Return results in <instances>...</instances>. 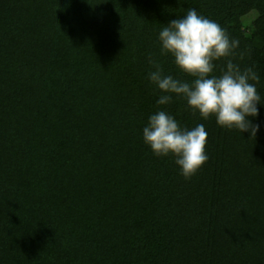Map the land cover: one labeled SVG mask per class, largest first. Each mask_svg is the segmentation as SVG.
I'll list each match as a JSON object with an SVG mask.
<instances>
[{
  "label": "trees",
  "instance_id": "obj_1",
  "mask_svg": "<svg viewBox=\"0 0 264 264\" xmlns=\"http://www.w3.org/2000/svg\"><path fill=\"white\" fill-rule=\"evenodd\" d=\"M189 8L239 40L264 98V0H0V264H264V106L255 139L159 106L205 125L188 180L142 139L148 55L193 79L158 43Z\"/></svg>",
  "mask_w": 264,
  "mask_h": 264
},
{
  "label": "clouds",
  "instance_id": "obj_2",
  "mask_svg": "<svg viewBox=\"0 0 264 264\" xmlns=\"http://www.w3.org/2000/svg\"><path fill=\"white\" fill-rule=\"evenodd\" d=\"M158 43L160 55L171 56L176 67L193 79L188 82L166 74L153 54L148 55L147 62L154 70L148 72L147 80L158 94V109L143 126L142 139L154 156L174 158L179 174L188 180L209 159L205 125L183 126L159 106L181 99L202 119L215 117L219 127L247 132L250 139H255L260 125L253 119L259 115L257 106H264L256 86L260 77L252 67L241 69L234 62L239 40L195 8L187 9L183 16L163 27ZM221 60L224 63L217 75V62Z\"/></svg>",
  "mask_w": 264,
  "mask_h": 264
}]
</instances>
